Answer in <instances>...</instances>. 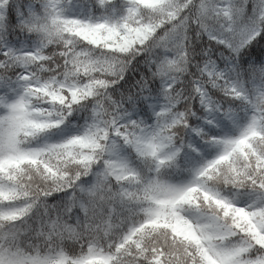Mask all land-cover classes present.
I'll return each mask as SVG.
<instances>
[{"label":"snow or ice","instance_id":"obj_1","mask_svg":"<svg viewBox=\"0 0 264 264\" xmlns=\"http://www.w3.org/2000/svg\"><path fill=\"white\" fill-rule=\"evenodd\" d=\"M16 33L36 40L0 48V239L95 226L108 264H264V0H0V40ZM82 109L77 133L38 142ZM241 119L235 136L213 131ZM213 147L187 183L163 178L185 150ZM124 213L143 219L112 240ZM84 246H0V264H87Z\"/></svg>","mask_w":264,"mask_h":264},{"label":"trees","instance_id":"obj_2","mask_svg":"<svg viewBox=\"0 0 264 264\" xmlns=\"http://www.w3.org/2000/svg\"><path fill=\"white\" fill-rule=\"evenodd\" d=\"M119 3V0H117ZM36 38L34 36H27V35H20L19 33H16L14 35H9L7 40H0V48H13V49H28L34 46ZM247 51L255 52V46H250V49H246ZM142 69V65H136L135 70L132 69L129 71L128 75L130 76H138L139 72ZM146 71V69H145ZM127 78V77H126ZM123 83V82H121ZM157 86H159V81H156ZM118 87V86H117ZM162 102V98L159 96V87H157V92L155 94L154 103L158 104ZM75 119H70V122H66L64 125H62L59 129H55L52 132L48 134V136L41 138L38 142H55L63 140L75 133H77L82 125L85 122V110H80L73 114ZM151 117V109L148 110V118ZM145 118V117H141ZM246 121L244 119H241L236 125H229L228 127L221 128L217 127L213 129V131H217L220 134H227V135H237L240 128L243 127L244 123ZM201 121L196 120L193 122L194 127L200 126ZM187 142H193L197 143L194 137L186 138ZM218 152V149L213 148H204L201 151L200 155L193 154L192 152L185 150L178 159V164L172 168L165 169L163 171V178L174 184H184L187 183L191 179V170L200 167L202 164L207 162L208 160L213 159ZM121 156L123 159H125L130 166L136 168L139 172L142 174L146 173L148 171V165L146 162L141 161L137 159L134 153H130L128 151H124L121 153ZM65 198V194L61 193L52 198L50 200V203H56L63 201ZM241 204L246 203V198H241L240 200ZM185 215H193L191 212L185 213ZM124 224L122 225L121 229V219L120 217H114L113 219V225L112 229L110 231V238L112 240H117L120 238V232H126L128 228L136 224L139 220L143 219V217H137L134 215H131L129 213H124ZM102 227H106L105 224H101ZM95 227V226H94ZM101 236L104 237V241L107 237H105L104 232L102 231ZM96 255L90 256L87 264H108L107 261V245L103 244L102 246H96Z\"/></svg>","mask_w":264,"mask_h":264},{"label":"clouds","instance_id":"obj_3","mask_svg":"<svg viewBox=\"0 0 264 264\" xmlns=\"http://www.w3.org/2000/svg\"><path fill=\"white\" fill-rule=\"evenodd\" d=\"M69 31H72L70 28ZM135 70V69H134ZM243 71L247 74V66H243ZM247 79V75L245 76ZM124 91V89H116V92ZM97 213L92 214L89 217L88 223L91 224L96 219ZM77 216L74 215L71 219V223L75 224ZM91 240L96 246H102L104 244V237L100 232L96 231L95 227H91L88 230H77L76 235H70L68 233L55 234L53 236L45 235L43 238H37L35 233H28L19 239L18 242L10 239H0V246L5 249H12L20 252L24 257H50L56 255H63L69 258H75L86 255L88 248L84 245Z\"/></svg>","mask_w":264,"mask_h":264}]
</instances>
